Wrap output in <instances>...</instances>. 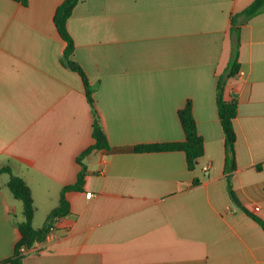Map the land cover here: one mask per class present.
<instances>
[{"label": "crops", "instance_id": "crops-1", "mask_svg": "<svg viewBox=\"0 0 264 264\" xmlns=\"http://www.w3.org/2000/svg\"><path fill=\"white\" fill-rule=\"evenodd\" d=\"M64 1L0 0V167L30 187L35 228L94 143L85 85L62 63L54 17ZM254 1H79L67 22L73 59L95 89L110 149L83 159V188L66 194L71 213L23 264H264V230L229 191L264 221V12L239 15ZM237 40L240 71L223 93L238 102L229 172L217 87ZM188 101L205 144L195 170L181 151L135 152L184 141L178 112ZM8 181L0 175V262L24 219Z\"/></svg>", "mask_w": 264, "mask_h": 264}, {"label": "trees", "instance_id": "trees-1", "mask_svg": "<svg viewBox=\"0 0 264 264\" xmlns=\"http://www.w3.org/2000/svg\"><path fill=\"white\" fill-rule=\"evenodd\" d=\"M23 5L27 4V0H14ZM80 0H65L57 9L54 22L57 30L65 42V51L62 58V63L70 70L78 73L85 85L87 100L93 114V131L92 137L94 143L84 150L77 158V162L81 166V171L78 180L75 184L65 186L62 189L60 201L58 206L49 214L46 224L42 228L34 227V218L36 215V207L30 187L25 181L15 175L9 166L0 167V175L7 174L9 181L7 187L13 197L19 200L23 205V221L17 225L20 232V239L15 245L14 254L0 262V264H23V261L28 254V251L38 244L46 242L54 224L61 218L68 216L71 213V205L66 198V194L71 191H81L86 177V166L83 159L95 150H109L110 143L107 135L101 124L99 114L96 109L94 99V87L90 84L87 75L82 67L73 59L75 52V43L67 30V22L73 14V10L78 5ZM264 12V0H255L249 7H247L240 16L246 20L254 17L257 14ZM234 22V18H233ZM238 30H235V34ZM240 71L238 61V40L234 47L233 58L231 60L229 69L218 81L217 87V107L221 126L225 136V145L227 150L229 172L235 170V145L237 142V135L234 127V120L238 114V102L234 98L228 101L224 98V87L227 78L235 77ZM181 126L185 134V140L181 142L157 143L148 145H139L135 147L136 153H154V152H174L181 151L186 155L187 166L189 170H195L199 165V160L204 155L205 144L202 136L199 134L197 123L193 114L192 102L188 101L183 109L178 112ZM199 180L195 179L193 185H198ZM230 195L233 202L251 219L258 223L264 230V221L251 213L245 208L235 193L232 187H229Z\"/></svg>", "mask_w": 264, "mask_h": 264}, {"label": "built area", "instance_id": "built-area-1", "mask_svg": "<svg viewBox=\"0 0 264 264\" xmlns=\"http://www.w3.org/2000/svg\"><path fill=\"white\" fill-rule=\"evenodd\" d=\"M209 169H210L209 166H204V167H203V170H204V171H208ZM87 197H88V198H92V197H93V194H92V193H88V194H87ZM53 232H54V228H52V230H51L49 236H50L51 234H53ZM49 236H48V238H49ZM48 238H47V239H48Z\"/></svg>", "mask_w": 264, "mask_h": 264}]
</instances>
